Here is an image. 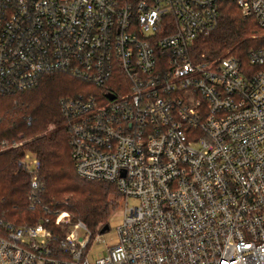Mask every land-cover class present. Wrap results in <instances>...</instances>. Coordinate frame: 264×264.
<instances>
[{"label":"built area","instance_id":"built-area-1","mask_svg":"<svg viewBox=\"0 0 264 264\" xmlns=\"http://www.w3.org/2000/svg\"><path fill=\"white\" fill-rule=\"evenodd\" d=\"M227 3L262 30L248 63L195 54ZM56 73L105 91L61 113L77 174L125 208L102 255L108 232L46 220L5 227L0 264H264V0H0V96ZM20 167L36 192L39 160Z\"/></svg>","mask_w":264,"mask_h":264},{"label":"trees","instance_id":"trees-1","mask_svg":"<svg viewBox=\"0 0 264 264\" xmlns=\"http://www.w3.org/2000/svg\"><path fill=\"white\" fill-rule=\"evenodd\" d=\"M261 33L257 21L244 16L235 3L223 4L220 26L199 41L195 54L215 58L229 51L248 63L247 53L260 45L254 37ZM85 87L92 86L56 73L42 77L36 87L0 96V140L8 145L22 143L0 152V232L7 226H34L48 220V228L61 240L70 231V226L56 225L64 212L72 216L73 224L81 222L93 234L110 224L111 198L121 197L119 190L77 174L61 113L60 100L88 93ZM90 93L99 94L93 88ZM27 154L40 162L36 192L31 188L32 176L20 167Z\"/></svg>","mask_w":264,"mask_h":264},{"label":"rangeland","instance_id":"rangeland-1","mask_svg":"<svg viewBox=\"0 0 264 264\" xmlns=\"http://www.w3.org/2000/svg\"><path fill=\"white\" fill-rule=\"evenodd\" d=\"M224 54H222V55H224ZM85 88H86L85 89V92L87 90H89V87H85ZM90 88H93L99 94H102L103 93V91H100L99 89H95L94 87H90ZM120 198L121 197H118V198L112 197L111 198V200H113L114 202H112L113 206L110 207L111 208V211H112L111 218H110V224H109L110 225V231H108V233H106L105 235H101L100 236V240H101L100 243L94 242V244H93V247H92L93 250L92 251H96L100 255H102L103 250L105 249V247L107 246V244L109 242L112 243V240L115 239V235H116V224L120 221V216H121L120 215V212L122 210H124V208H125V202L121 203L120 205L118 204ZM129 204H130V206H133V205H135V202L130 201ZM64 213H67V212H64ZM67 214L69 215V218H64L63 219V221L65 223V224H63L64 226H69V225L73 224L72 216L69 213H67ZM69 220H70V223H68ZM66 223H68V224H66ZM78 233L81 236V238L83 239V237L85 236L84 231L83 230H80ZM94 235L96 236L97 234H94ZM94 257H91V258H94Z\"/></svg>","mask_w":264,"mask_h":264},{"label":"water","instance_id":"water-1","mask_svg":"<svg viewBox=\"0 0 264 264\" xmlns=\"http://www.w3.org/2000/svg\"><path fill=\"white\" fill-rule=\"evenodd\" d=\"M108 97L110 98V99H114V96L113 95H108ZM110 230V225H108V226H106V227H104V229L102 230V234H105L106 232H108Z\"/></svg>","mask_w":264,"mask_h":264}]
</instances>
